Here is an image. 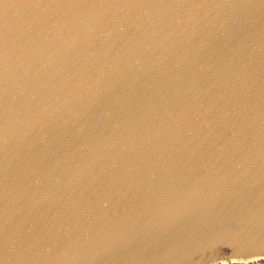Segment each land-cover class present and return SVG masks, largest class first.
<instances>
[{
    "label": "water",
    "instance_id": "water-1",
    "mask_svg": "<svg viewBox=\"0 0 264 264\" xmlns=\"http://www.w3.org/2000/svg\"><path fill=\"white\" fill-rule=\"evenodd\" d=\"M257 258L264 0H0V264Z\"/></svg>",
    "mask_w": 264,
    "mask_h": 264
},
{
    "label": "snow or ice",
    "instance_id": "snow-or-ice-1",
    "mask_svg": "<svg viewBox=\"0 0 264 264\" xmlns=\"http://www.w3.org/2000/svg\"><path fill=\"white\" fill-rule=\"evenodd\" d=\"M232 0H220V3L227 5L231 3ZM138 183V182H137ZM160 203L157 209V216L159 218H163L164 216L168 215L169 213L175 211V205L166 203V198L164 196L160 197ZM179 203V202H177ZM138 221L133 220L124 231H128L129 229H134L138 225Z\"/></svg>",
    "mask_w": 264,
    "mask_h": 264
},
{
    "label": "rangeland",
    "instance_id": "rangeland-1",
    "mask_svg": "<svg viewBox=\"0 0 264 264\" xmlns=\"http://www.w3.org/2000/svg\"><path fill=\"white\" fill-rule=\"evenodd\" d=\"M213 264H264V258H257L251 260H229V261H219Z\"/></svg>",
    "mask_w": 264,
    "mask_h": 264
}]
</instances>
